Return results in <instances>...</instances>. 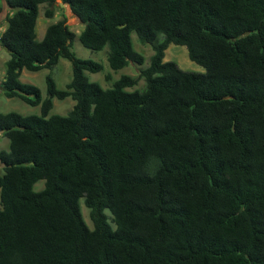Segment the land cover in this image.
<instances>
[{"label": "trees", "instance_id": "trees-1", "mask_svg": "<svg viewBox=\"0 0 264 264\" xmlns=\"http://www.w3.org/2000/svg\"><path fill=\"white\" fill-rule=\"evenodd\" d=\"M4 1V94L41 114L0 112V264H264V0H63L83 45L141 66L109 88L66 17L37 38L55 0ZM133 32L154 50L146 67ZM171 43L205 72L165 61ZM61 58L66 88L50 73L43 98L21 80ZM67 97L74 108L50 115Z\"/></svg>", "mask_w": 264, "mask_h": 264}, {"label": "rangeland", "instance_id": "rangeland-1", "mask_svg": "<svg viewBox=\"0 0 264 264\" xmlns=\"http://www.w3.org/2000/svg\"><path fill=\"white\" fill-rule=\"evenodd\" d=\"M2 11L0 13V33L7 27V15L11 12L10 8L7 7L5 1L2 2ZM4 3V4H3ZM48 8V4L40 5V14L37 23V38L41 40L44 37L46 28L49 24L59 21L62 18L67 19V23L70 28L76 33L75 40L73 42V51L85 59H93L99 61L103 64V69L100 72H87L89 78L92 81L99 82L104 88H109L113 86V83L119 79L123 74H128L132 76H137L139 74V68L141 66L130 63L122 69H113L108 61L109 47H105L103 50H92L85 45L80 40V33L84 28V24L81 20L72 12L71 8L66 5L63 0H55L52 8L54 9L55 15L53 17H47L45 11ZM134 47L137 51L145 56V62L143 67L150 64L151 56L154 50L150 44L142 43L138 38L136 32L132 33ZM10 58V53L5 47H0V112H10L16 111L24 115L28 114H41V106L31 105L19 97L9 98L4 94V89L2 87V81L5 76L6 61ZM173 60L176 61L179 66L188 71L194 72H205V67L198 64L197 62L191 60L188 52V48L185 45L171 43L166 49L165 61ZM52 74L58 88H66L67 83L72 80L73 68L70 60L66 58H61L59 63L55 65L53 69L44 68L37 72L23 70L21 75V80L23 82L32 83L41 89L43 98L48 96L47 93V83L46 76ZM145 80L141 79L138 84L134 87H129L128 90L143 89L145 87ZM54 105L50 111L52 114L67 115L73 108L76 101L72 97H67L65 99L54 98ZM9 149V138L3 132H0V151ZM4 172V167L0 163V173ZM44 183L39 182L36 184L37 189L43 188ZM82 211L84 216L92 227L89 216V209L85 206L84 200H81ZM108 213H110L107 210Z\"/></svg>", "mask_w": 264, "mask_h": 264}, {"label": "crops", "instance_id": "crops-1", "mask_svg": "<svg viewBox=\"0 0 264 264\" xmlns=\"http://www.w3.org/2000/svg\"><path fill=\"white\" fill-rule=\"evenodd\" d=\"M0 47H2L1 44H0Z\"/></svg>", "mask_w": 264, "mask_h": 264}]
</instances>
